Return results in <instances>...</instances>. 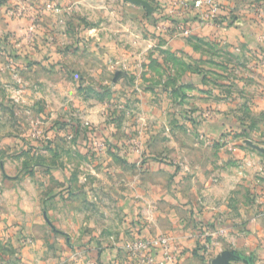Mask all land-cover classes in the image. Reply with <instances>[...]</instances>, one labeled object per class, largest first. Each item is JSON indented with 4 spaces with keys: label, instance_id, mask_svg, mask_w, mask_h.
I'll return each mask as SVG.
<instances>
[{
    "label": "rangeland",
    "instance_id": "rangeland-1",
    "mask_svg": "<svg viewBox=\"0 0 264 264\" xmlns=\"http://www.w3.org/2000/svg\"><path fill=\"white\" fill-rule=\"evenodd\" d=\"M143 1L149 8L126 0H0V198L45 211L52 191L66 192L59 214L47 216L58 232L54 257L69 245L82 260L91 241L115 243L133 261L125 246L136 232L167 236L157 225V199L169 177L149 178L138 166L150 153L171 159L183 179L178 191L221 220L252 206L246 185L253 189L264 159L260 59L203 37L169 43L153 26L158 0ZM220 119L227 132L208 133ZM9 208L0 220L25 223ZM66 253L62 264H75ZM24 258L1 232L0 264H27Z\"/></svg>",
    "mask_w": 264,
    "mask_h": 264
},
{
    "label": "crops",
    "instance_id": "crops-1",
    "mask_svg": "<svg viewBox=\"0 0 264 264\" xmlns=\"http://www.w3.org/2000/svg\"><path fill=\"white\" fill-rule=\"evenodd\" d=\"M170 1L158 0L157 6L159 7L153 11L156 20L159 19V13L170 5ZM220 1L222 8L216 25H212L203 18L202 13L190 11L181 15L178 20H173L174 26H170L167 31H157V35L161 38L167 37L169 43H180L186 38L197 36L221 42L235 50L248 48L260 59L257 69L264 76V9L261 8L263 2L260 0ZM183 29L189 30L190 34L185 35ZM61 66L64 65L61 64ZM260 110L259 112H262ZM216 122L207 124L208 133L227 132L229 129L227 120L220 119ZM236 154V158L248 160L244 152L238 151ZM261 161L263 162L258 168L261 173L255 180H252L253 189H249L250 187L246 185L248 199L253 198V202L249 200L252 206L244 211V216H236L234 219L226 212L225 221L216 217L211 210L202 209L190 202L182 191H178V186L183 179L180 168L171 159L150 153L143 157L142 164L141 161L138 162L141 164L138 166L145 174H148L149 178L150 176L153 178V175L158 173H164L169 177L168 181L162 180L163 185L159 192L161 196L157 199V212L159 213L157 225L162 229V234L170 238L172 252L176 257L174 262L167 264H214L224 255L229 257L225 264H264V159L262 158ZM165 163L169 165L166 166ZM230 179L231 177L228 176L227 179H223V183ZM62 191L63 189H56L48 195L50 201H46L45 211L40 205L31 206L26 199L22 201L18 197H13V200H10L13 212L22 214L25 223H18L14 226L10 221L0 220V234L1 232L7 233L13 244L21 246L23 256H26L22 261L27 264H56V259L62 260L61 252L67 251L66 254L71 255L73 260H77L75 264H131L133 261L123 260L118 245L115 243L102 247L106 245L87 241L88 244L84 245L86 249L79 250L83 256L82 260L73 256L76 253L72 250V246L64 245L65 250L61 249V252H56L54 257L50 241L58 232L52 222L47 220V216L53 219L59 214L60 207L56 202L67 198L66 192L61 193ZM251 191L252 195L249 193ZM126 200L124 207L132 213V201L128 197ZM10 206L6 198L2 196L0 215H3L1 211L11 212ZM223 208L215 209L217 212L224 213ZM40 213L44 215L41 219L38 218ZM137 219L138 217L133 218L135 222ZM141 227L144 228L141 225L138 226V230H141ZM136 234L139 235H135L134 239L150 237L144 232H136ZM3 238L7 239L4 236ZM62 263V261L57 262V264Z\"/></svg>",
    "mask_w": 264,
    "mask_h": 264
},
{
    "label": "built area",
    "instance_id": "built-area-1",
    "mask_svg": "<svg viewBox=\"0 0 264 264\" xmlns=\"http://www.w3.org/2000/svg\"><path fill=\"white\" fill-rule=\"evenodd\" d=\"M221 8L220 0H175L160 13L162 20L156 25V29L158 32L167 31L170 26L174 25L173 20H178L181 15L190 11L202 13L203 18L212 25H216L220 18ZM52 10L60 11L58 7H52ZM184 34L188 36L190 31L185 30ZM125 251L131 260L135 261V264H167L176 260L172 252L171 240L167 236L136 238L126 244Z\"/></svg>",
    "mask_w": 264,
    "mask_h": 264
},
{
    "label": "water",
    "instance_id": "water-1",
    "mask_svg": "<svg viewBox=\"0 0 264 264\" xmlns=\"http://www.w3.org/2000/svg\"><path fill=\"white\" fill-rule=\"evenodd\" d=\"M128 3L137 5V6H143L146 8H149V4L146 1L143 0H126ZM229 257L227 255H224L218 262L214 264H225Z\"/></svg>",
    "mask_w": 264,
    "mask_h": 264
},
{
    "label": "trees",
    "instance_id": "trees-1",
    "mask_svg": "<svg viewBox=\"0 0 264 264\" xmlns=\"http://www.w3.org/2000/svg\"><path fill=\"white\" fill-rule=\"evenodd\" d=\"M158 7H159V5L157 6V8H158ZM161 19H162V18L160 17V13H159V19H157V20L155 19V21H153V23H154V25H153V26H155V27H156V25H157L158 23H160V22H161ZM191 119H192V122H194V123H196V124H197V122H196L195 118H193V117H192ZM190 121H191V120H190ZM165 165L167 166V165H169V164H166V163H165ZM170 166H171V165H170Z\"/></svg>",
    "mask_w": 264,
    "mask_h": 264
}]
</instances>
